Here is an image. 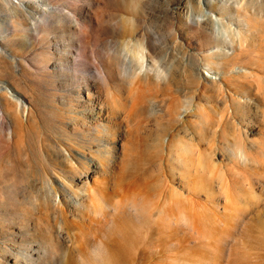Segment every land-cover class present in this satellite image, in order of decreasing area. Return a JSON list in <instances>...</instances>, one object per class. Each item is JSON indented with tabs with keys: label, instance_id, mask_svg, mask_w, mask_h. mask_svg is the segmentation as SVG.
<instances>
[{
	"label": "rangeland",
	"instance_id": "1",
	"mask_svg": "<svg viewBox=\"0 0 264 264\" xmlns=\"http://www.w3.org/2000/svg\"><path fill=\"white\" fill-rule=\"evenodd\" d=\"M243 1L0 0V264H264V5Z\"/></svg>",
	"mask_w": 264,
	"mask_h": 264
},
{
	"label": "bare ground",
	"instance_id": "2",
	"mask_svg": "<svg viewBox=\"0 0 264 264\" xmlns=\"http://www.w3.org/2000/svg\"><path fill=\"white\" fill-rule=\"evenodd\" d=\"M246 1H250V2H252L253 4H252V6H254V5H258V6H262V5H264V0H244L243 2H240V3H238L237 5H238V8L240 9V8H242V9H245V7H247L246 5H245V2ZM203 3H204V5L205 6H210L211 4L209 3V2H204L203 1ZM44 6H43V8L42 9H44V11H45V14H46V17H49V16H51V15H53L54 13H53V9L52 8H50V7H48L47 5H45V3L43 4ZM212 6V5H211ZM217 6H219V7H224V8H227L229 5L228 4H226V3H219V2H217ZM24 8H26V4H24V2H18V5L15 7V9H18V11H23L24 10ZM225 12V11H224ZM227 12V11H226ZM36 15H37V13H35V14H33V13H30V16L28 17L31 21H34V20H36ZM203 17L205 18V20H207V21H211V22H214L213 20H215V22H217V23H219V19H217L216 17H214L212 14H210L208 11L207 12H205V13H203ZM61 21V20H60ZM240 21H241V23H244V24H242V28H238L237 27V29H232L231 27H226L225 28V32H227L228 33V35L227 36H223L222 37V39H223V41L225 42V43H228V44H234V42H236V41H238V44H239V46L240 47H242L243 48V45H244V43L248 40L247 38V36H248V34L251 32L250 31V28H249V23L247 22V21H245V20H241L240 19ZM34 22H37L36 23V28L34 29V30H38V34H37V36L40 34V32H39V29L40 28H43V26H44V24H42L41 25V23H43L44 21H43V19L42 18H40V16L38 17V20L37 21H34ZM229 33H231V34H233V38H231L230 37V35H229ZM231 48V47H230ZM1 50H2V48L0 47V52H1ZM129 51V50H128ZM131 51V50H130ZM129 51V52H130ZM216 53H214V55L215 56H219V57H224V58H226V54H229L226 50H220V49H218L217 51H215ZM133 53V57L134 58H137V52H132ZM207 58V57H206ZM216 58V57H215ZM148 63V62H147ZM144 65V64H143ZM145 65H146V62H145ZM145 65H144V68H145ZM148 66H149V64H148ZM143 67V66H142ZM147 70V69H146ZM238 72L239 73H241V74H247L248 73V71L246 70V69H243V70H238ZM158 76V78H159V74H157ZM206 76H207V74H205ZM214 80H215V78H213ZM17 100H19L18 98H16ZM244 100H246L245 98H244ZM244 102V101H243ZM245 103V102H244ZM244 103H242V104H244ZM176 112V109L175 108H173V114ZM241 147H242V145H241ZM235 156L236 157H238L239 159H241V160H251V157H250V152L248 151V150H246V148H244V150H241V151H238V149H237V152H235Z\"/></svg>",
	"mask_w": 264,
	"mask_h": 264
}]
</instances>
